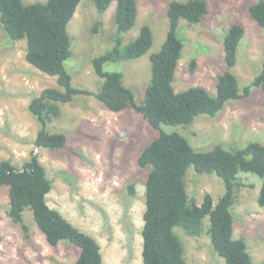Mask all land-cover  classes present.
<instances>
[{"label": "rangeland", "instance_id": "obj_1", "mask_svg": "<svg viewBox=\"0 0 264 264\" xmlns=\"http://www.w3.org/2000/svg\"><path fill=\"white\" fill-rule=\"evenodd\" d=\"M47 1L22 0L25 5ZM188 1L137 0L135 25L118 34L116 2L100 14L92 0H82L67 27L71 56L65 69L73 87L98 93L101 79L95 74L93 59L109 52L118 38L122 46L134 41L148 26L153 44L144 56L104 65L105 71L123 75L124 85L141 104L152 74L150 57L161 50L168 35L170 4ZM259 1L207 0V14L200 23L179 22L177 36L184 47L174 76L175 92L202 87L216 94L218 78L227 70L224 34L239 24L245 35L232 73L239 80L240 93H245L262 69L264 30L249 15L250 6ZM25 49V41L7 39L0 27V162L9 160L21 167L35 153L52 182L49 206L97 240L103 264H142L147 170L139 167L137 159L160 132L179 133L196 152H208L216 146L234 151L249 143L264 145V91L252 87L249 95L227 102L214 117L201 115L188 126L162 125L159 129L152 128L134 110L110 112L94 95L79 94L73 102L61 104L60 117L46 126L52 134H64L66 146L57 150L38 148L32 142L42 126L29 112L28 104L44 89L59 87L56 77L26 61ZM239 182L231 210L234 237L245 240L253 264H264V208L257 202L262 180L242 173ZM131 185L135 194L130 192ZM186 189L197 205L206 194L216 205L225 193L224 184L215 174H198L194 167L187 171ZM8 209L9 188L5 186L0 188V264H75L79 248L66 243L49 245L29 209L23 213V224L14 223ZM208 226L206 217L199 237L175 228L188 264H225L212 249Z\"/></svg>", "mask_w": 264, "mask_h": 264}, {"label": "trees", "instance_id": "obj_2", "mask_svg": "<svg viewBox=\"0 0 264 264\" xmlns=\"http://www.w3.org/2000/svg\"><path fill=\"white\" fill-rule=\"evenodd\" d=\"M82 0H48L46 3L25 5L22 0H0V27L7 39L25 41V59L39 71L56 77L59 88H46L31 98L28 110L41 124L32 144L49 150L66 146V136L50 133L46 126L60 117V105L73 102L76 95H94L110 112L131 109L154 129L162 125L188 126L201 115L214 117L227 102L250 94L252 87L264 91V50L260 73L240 93L238 78L232 73L237 63V50L245 35L239 24L232 25L224 34V59L227 67L218 78L216 94L211 95L202 87H191L177 93L173 81L184 47L177 36L181 20L200 23L207 14V0L173 2L168 10L169 31L158 53L151 55V79L145 89L141 104L135 102L133 91L124 85L123 75L107 72L108 62L133 60L144 56L152 47L150 28L144 26L137 39L122 46L116 45L107 53L93 59L95 74L101 79L98 93L76 89L65 69L71 56V40L67 27ZM96 10L104 13L116 2L114 22L117 33L130 31L135 25L137 0H92ZM250 17L264 30V1L249 8ZM98 29V25L95 30ZM192 70L195 67L191 63ZM139 167L147 170L145 182V210L143 214L142 264H188L184 247L175 234L180 227L192 237L203 233V220L209 218L207 234L212 249L225 264H253L247 244L234 237L232 208L240 187L239 175L254 174L262 180L258 205L264 208V145L249 143L242 149L228 151L216 146L208 152H196L179 133L160 132L137 159ZM190 167L198 174H215L224 184L225 193L214 205L209 194L201 205L188 196L186 175ZM9 188L8 217L23 224L26 209L32 212L34 221L49 245L60 243L73 245L80 250L75 264H103L101 247L91 235L72 225L58 210L52 209L47 196L52 190L44 166L35 153L21 167L9 160L0 162V188ZM135 194L134 186H129ZM24 229L27 228L24 226Z\"/></svg>", "mask_w": 264, "mask_h": 264}]
</instances>
